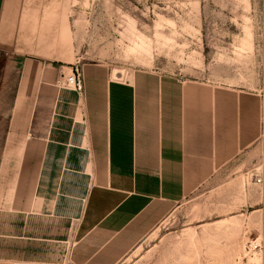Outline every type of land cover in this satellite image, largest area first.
<instances>
[{"label": "crops", "instance_id": "1", "mask_svg": "<svg viewBox=\"0 0 264 264\" xmlns=\"http://www.w3.org/2000/svg\"><path fill=\"white\" fill-rule=\"evenodd\" d=\"M17 1L0 0V50ZM14 50L0 90V264H118L264 133L256 91L85 63L77 92L63 85L71 63Z\"/></svg>", "mask_w": 264, "mask_h": 264}, {"label": "rangeland", "instance_id": "2", "mask_svg": "<svg viewBox=\"0 0 264 264\" xmlns=\"http://www.w3.org/2000/svg\"><path fill=\"white\" fill-rule=\"evenodd\" d=\"M0 90L14 49L116 76L171 74L259 92L264 99L263 0H18ZM234 166L183 199L118 264H264V133ZM255 245V248L253 246Z\"/></svg>", "mask_w": 264, "mask_h": 264}, {"label": "built area", "instance_id": "3", "mask_svg": "<svg viewBox=\"0 0 264 264\" xmlns=\"http://www.w3.org/2000/svg\"><path fill=\"white\" fill-rule=\"evenodd\" d=\"M63 85L65 87H69L77 92L82 90L83 84H82V73H81V67L78 64H73L71 66V72L70 74L65 78ZM255 182L257 184H261L263 180V173L259 172L255 176ZM255 248V245L253 246Z\"/></svg>", "mask_w": 264, "mask_h": 264}]
</instances>
